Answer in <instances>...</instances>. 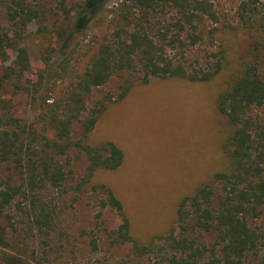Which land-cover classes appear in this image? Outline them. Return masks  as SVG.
Masks as SVG:
<instances>
[{"label":"trees","instance_id":"trees-1","mask_svg":"<svg viewBox=\"0 0 264 264\" xmlns=\"http://www.w3.org/2000/svg\"><path fill=\"white\" fill-rule=\"evenodd\" d=\"M108 0H0V245L10 246L2 217L18 201L37 231L49 234L54 211L45 204L49 187L59 188L72 174V151L87 160L78 188H101L122 216L112 232L115 245L131 243L139 257L155 255L157 264H264V229L255 223L264 209V24L259 0H242L238 9L250 36V60L230 75L217 107L229 130L222 142L229 165L181 197L175 224L162 244L141 243L113 189L93 183L99 169L115 170L124 151L113 141L91 143L89 136L110 103L119 102L137 80L214 79L226 66L224 49L209 48L190 59L206 41L214 46L217 21L212 0H122L103 11ZM94 19L106 29L89 45L80 41ZM105 21H107L105 23ZM43 47L37 54L27 43L33 26ZM246 26V27H244ZM93 43V44H92ZM120 77L118 91L92 106L93 90ZM28 109L20 112L16 99ZM76 125L81 134L75 137ZM22 207V206H21ZM22 207V208H23ZM215 235L212 245L202 237ZM201 237V239H200ZM96 249V240L92 242ZM4 264H28L21 254H5Z\"/></svg>","mask_w":264,"mask_h":264},{"label":"rangeland","instance_id":"rangeland-1","mask_svg":"<svg viewBox=\"0 0 264 264\" xmlns=\"http://www.w3.org/2000/svg\"><path fill=\"white\" fill-rule=\"evenodd\" d=\"M122 0H108L107 11ZM217 21L207 20L206 28H217L214 46L207 41L189 52L202 55L224 49L226 66L214 79L190 82L181 78L152 77L148 82H134L127 96L110 103L108 109L91 131V143L113 141L124 151V161L115 170L99 169L92 182L110 186L122 201L130 220L131 233L141 243L155 240L162 244L164 236L175 224L178 203L185 194L193 193L201 184L213 182L216 172L229 165L222 142L229 130L226 116L217 107L220 92L230 75L250 60V36L243 28L238 9L242 0H212ZM264 15V0H259ZM254 27L264 24L258 16ZM107 21H105L106 23ZM94 19L80 41L89 45L95 36L101 37L106 27ZM246 27V26H244ZM31 29L27 39L37 54L44 44L41 35ZM93 44V43H92ZM203 56V55H202ZM120 77L93 90L89 105L109 93L118 91ZM22 114L28 109L23 99H16ZM264 118V109L259 110ZM74 136L81 134L75 126ZM78 151L71 153L72 174L63 187L45 190V204L54 211V223L49 234L34 227L26 208L16 201L2 222L7 226L10 246L0 245V264L5 254H21L28 264H157L159 258L139 257L132 244L115 245L112 232L122 222L119 211L101 206L107 194L91 184L78 188L84 177L87 160ZM23 208H22V207ZM255 223L264 229V209ZM202 240L212 245L215 235L205 232ZM200 237V239H201ZM96 240V249L92 241ZM249 264H257L258 256L250 255Z\"/></svg>","mask_w":264,"mask_h":264}]
</instances>
